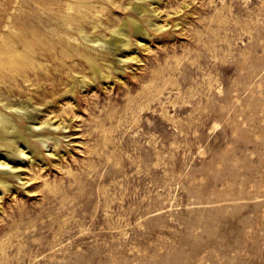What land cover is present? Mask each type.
<instances>
[{"label": "rangeland", "instance_id": "1", "mask_svg": "<svg viewBox=\"0 0 264 264\" xmlns=\"http://www.w3.org/2000/svg\"><path fill=\"white\" fill-rule=\"evenodd\" d=\"M0 110V264H264V0H0Z\"/></svg>", "mask_w": 264, "mask_h": 264}, {"label": "bare ground", "instance_id": "2", "mask_svg": "<svg viewBox=\"0 0 264 264\" xmlns=\"http://www.w3.org/2000/svg\"><path fill=\"white\" fill-rule=\"evenodd\" d=\"M81 1H83V0H81ZM132 27H133V30L137 33H141L143 31L142 30V24L136 19H132ZM128 31L126 30V32H128ZM129 42H130V38L127 39L126 44ZM23 58H26V57H23ZM23 58H18V57L12 56L10 59H8L6 61L2 60V63H5V65L11 66L12 68L20 69L21 68L20 65L22 63L21 59H23ZM14 123L15 122L13 121V119L8 114H6L5 112L0 110V148H3V155H0V158L2 156H4V158H5V160L1 162L2 164L3 163L6 164V162L9 161L10 156L21 155V153L23 152L22 149H24V148H20V146L17 145L19 140H24V146L31 148L30 138L27 135H26L27 137L21 135L20 134L21 130L19 131L20 132L19 133L18 130L16 129V126H15L16 123L15 124ZM22 133H25V132H22ZM40 140L42 143H45L47 141L46 138H44V137L40 138L39 141ZM20 158H23V157H20ZM0 172L7 173L8 171L3 169V168H0ZM0 183L5 185L6 187L7 186L9 187V184L7 182L3 181L1 177H0Z\"/></svg>", "mask_w": 264, "mask_h": 264}]
</instances>
